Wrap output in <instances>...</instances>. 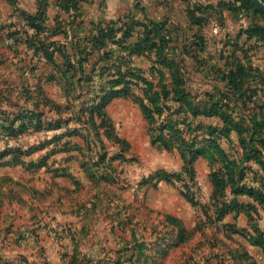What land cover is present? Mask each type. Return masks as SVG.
I'll use <instances>...</instances> for the list:
<instances>
[{
  "label": "trees",
  "instance_id": "trees-1",
  "mask_svg": "<svg viewBox=\"0 0 264 264\" xmlns=\"http://www.w3.org/2000/svg\"><path fill=\"white\" fill-rule=\"evenodd\" d=\"M89 1L95 0H58V5L67 15V19L59 13L51 21L47 15L49 1L39 0L38 11L35 14L23 12L21 15L24 24L11 31L8 36L15 45L25 42L34 55L46 60L53 70L46 80L57 82L61 89L64 86L65 100L74 96V99H71L73 102L81 98L84 92L93 95L91 102L83 101L79 116L74 118L83 126H90L98 134L103 129L106 136L116 142L127 144L126 141L114 135L112 120L107 112L108 106L116 98L129 97L134 88H138L143 94L139 104L145 116L153 123L160 120V126L156 128L157 133L153 134V144L169 150L180 149L185 161L182 173L170 175L159 171L157 175H162L167 182L174 184L176 180H181L182 174L194 176V163L198 158L208 159L213 167L210 173L213 186L212 205L216 217L213 223L219 222L217 228L223 234L233 230L236 235L231 236L232 242L239 245L238 249H234L227 242L213 243L218 253L219 263L223 261L226 264H258L239 238L261 248L264 255V228L257 226L260 213L264 211V174L261 173L264 172V102L257 104L251 115L245 111L254 103L257 86H263L264 92V78L259 80L258 85L248 82L249 80L255 83L257 81V67L253 65L250 56L253 46H248V43L256 40L262 42L264 47V10L258 8L252 0H235L230 5L233 13H239L244 9L251 21L246 28L235 35L226 36L224 49L221 50L219 57V60L224 61L226 68L222 71L221 77L224 86L218 89V92L210 94L208 105L203 110H198L199 107L190 101V94L185 87L182 58L198 49L205 50L204 40L201 38L199 41L184 45L182 49H175L181 57L175 61L171 59L174 57L170 54V50L173 49L172 37L163 23L151 22L143 25L119 19L106 24H96L87 34L72 37V52L67 53L65 42L55 37L65 33L67 26L77 21L82 15L81 4ZM253 15L260 17L263 23L252 21ZM196 20L200 23V19ZM138 26L143 28L137 30ZM96 51L103 52L97 65L88 70L89 57ZM151 52L156 59L158 58L159 64L170 71V80L156 63L155 67L153 65L150 67L148 74L135 64V57ZM59 55H62L61 59L58 58ZM167 58L174 62L169 63ZM197 60L201 63L200 60L203 59ZM110 70H113V73H110ZM3 92L0 86V96ZM63 94L64 92L61 98ZM20 96L26 104L32 103L35 111L23 106L16 117L10 115L0 118V137L16 138L32 128L36 131L61 128L60 120L45 121L43 119L46 115L44 108H49L56 113H61L62 108L60 102L51 99L46 93L41 79L34 85L24 88ZM171 96L172 100L181 104L183 112L189 111L192 117L184 119L186 129H180L178 122L169 118L170 113H179L171 111L172 108L168 107L167 102L171 100ZM3 99L10 100L11 96L6 95ZM65 108L75 107L69 104ZM166 111L168 114L165 116ZM1 114L7 115V112L0 109V116ZM200 116L218 117L223 125L221 128H215L198 122L193 127L192 123ZM72 120L74 119L67 121ZM201 130L206 131L203 138L199 135L200 133H197ZM233 131L239 135L241 155L230 154L220 143ZM78 133L79 129H73L68 134ZM62 137L64 135L57 136V139ZM72 149L73 145L69 141L62 147V151ZM37 150L39 149L33 147L8 146L0 152V158H12L5 163H26L21 158L32 155ZM100 158L104 160L105 155ZM253 163L260 168L255 169ZM27 165L33 169L48 166L46 158H42L39 163L27 162ZM58 171L60 174L62 172V176H71L69 173L63 174L66 172L65 169ZM248 172L252 174L250 183L247 181ZM184 195L193 204H198V201L189 194L184 193ZM242 196L249 197L253 201L243 202L239 199ZM230 212H234L235 218L244 213L248 218L249 227L237 229L233 224L223 223ZM166 219L178 228L180 237L189 236L190 233L177 217L166 215ZM237 236L238 239L235 238Z\"/></svg>",
  "mask_w": 264,
  "mask_h": 264
},
{
  "label": "rangeland",
  "instance_id": "rangeland-1",
  "mask_svg": "<svg viewBox=\"0 0 264 264\" xmlns=\"http://www.w3.org/2000/svg\"><path fill=\"white\" fill-rule=\"evenodd\" d=\"M239 14L240 12L233 13L236 31L246 28L251 21L245 14L246 21L241 24ZM211 17L215 22L222 24L220 13H214ZM259 18L254 16L252 21L263 23ZM218 41V37L211 36L207 39L206 50L200 54L203 59L200 60L201 63L192 60L191 57L182 58L185 87L190 94V101L199 107L198 110H203L208 105L210 94L218 92L217 90L224 86L221 77L222 71L226 68L224 61L219 60L221 50L217 46ZM249 45L253 46L250 56L253 65L257 67V81L248 82L258 85L259 80L264 78V47L262 42L256 40L248 43ZM2 46L0 47V84L4 92L0 96V109L6 111L7 115L1 114L0 118L10 115L16 117L21 107L24 106L29 110L34 108L32 103L24 102L18 90L20 87L26 88V82L28 84V81H34L35 77L28 78L27 72L24 71L28 69L29 73L31 70L29 67H32L21 61L26 59L23 57L26 52L14 56L15 52L6 49V45ZM179 56L171 59L176 61L181 58ZM167 59L171 64L174 62L170 58ZM134 61L146 74L149 73L152 65L155 67L154 65L157 64V67L164 70L169 80L171 79L170 71L159 64L153 52L139 55ZM109 72L113 73V70ZM257 87L254 103L245 109L246 113H250L249 115L257 104L264 102L263 86ZM46 89L51 98L61 103L62 109H60L61 113H56L44 108L46 115L43 119L60 120L61 128L40 131L32 128L11 139L2 136L0 152L8 146L37 148L39 150L32 155L23 156L21 160L26 163L29 161L39 163L42 158H46L48 166L41 169L53 173L65 169L66 172L63 174L69 173L71 176H61L77 181L78 191L75 196L78 198V214L79 216L84 214V220L79 219L77 223L84 230L94 233L91 237H87L93 242L88 246L89 256H86L90 260L87 264L91 261H94V264H226L223 261L219 263L213 243L227 242L234 249H238L239 245L232 242L231 236L236 235L233 230L223 234L217 228L219 222L213 223L216 218L210 180L213 167L208 159L201 157L194 163V176L182 174L181 180L171 184L162 175H157L159 171L170 175L182 173L185 161L180 149L169 150L153 144V134L157 133L156 128L160 126V120L153 123L145 116L139 104L143 94L138 88H134L129 97L114 99L107 109L112 120L114 135L127 144L107 137L103 129L98 134L90 126L85 127L76 121L74 117L79 116L83 101L91 102L93 95L84 92L81 98L72 102L74 96L65 100L64 86L61 90L59 84H46ZM62 92L64 94L61 98ZM6 95L11 96V99H3ZM167 103L168 107L172 108L171 111L179 112L170 113L169 118L176 120L180 129H186L184 119L192 118L189 111L183 112L181 104L172 100V96ZM69 104L75 108H65ZM167 114L166 111L165 116ZM68 119L74 120L67 121ZM198 122L215 128H221L223 125L218 117L200 116L192 123L193 127ZM73 129H79V133L69 135L68 133ZM197 133L203 138L206 131L201 130ZM63 135L62 139H57V136ZM206 136L209 137L208 134ZM68 141L73 145V149L62 151L63 145ZM220 143L230 154L241 155L239 135L236 131H233L228 138H223ZM102 155H105L104 160L100 158ZM11 159V157L0 158V164ZM253 166L255 169L260 168L254 163ZM248 176L247 181L250 183L252 174L248 172ZM79 181L82 183H78ZM184 193L193 197L198 204H193ZM171 214L178 218L188 232L190 231L188 237H180L178 228L167 221L166 215ZM253 253L258 254L256 250ZM78 263L82 264L84 261L80 259Z\"/></svg>",
  "mask_w": 264,
  "mask_h": 264
},
{
  "label": "crops",
  "instance_id": "crops-1",
  "mask_svg": "<svg viewBox=\"0 0 264 264\" xmlns=\"http://www.w3.org/2000/svg\"><path fill=\"white\" fill-rule=\"evenodd\" d=\"M48 1L47 15L51 21L59 13L67 19V15L58 5V0ZM234 2L235 0L83 2L82 15L74 24L67 26L65 33L57 35L55 39L65 42L67 53H70L72 37L87 34L96 24H106L122 19L129 23L143 25L151 22L163 23L172 37L173 49L170 50V54L173 57L178 56V50L184 45L199 41L201 38L204 40L206 50L207 39L211 36L219 38L217 46L222 50L226 36H233L238 32L233 20V11L230 9V5ZM38 8L39 0H0V47L6 45V49L15 52L14 56L20 55V52L22 54L23 51L26 52L23 56L26 59L21 61H25L32 67H29L31 68L29 73L28 69L24 71L27 72L28 78L35 77L34 81H28V84L26 82V86L34 85L41 79L49 95L46 84L58 85L57 82L46 80L53 71L51 66L40 56L34 55L25 42L15 45L8 36L11 31L24 24L21 15L23 12L35 14ZM217 12L222 17V24H220L222 31L214 35L212 33L214 20L211 16ZM196 19H200V23H197ZM142 28L143 26H138L137 30ZM205 50L198 49L183 57H191L192 60L201 59L200 54ZM102 52L96 51L89 57L88 70L97 65ZM3 58L5 59V56ZM58 58L61 59L62 55ZM0 86L3 89L1 84ZM22 90L24 89L20 87L18 92ZM49 97L51 98L50 95ZM84 185L85 183L82 186ZM77 191V181L62 177L59 171L53 173L41 168L33 169L27 163L0 164V264H80L78 263L80 259L84 261L82 264H87L90 260L89 257L87 258L88 246L93 244L87 237H91L94 233L84 230L77 223L79 219L84 220V214L80 216L78 214V198L75 196ZM239 199L243 202L253 201L246 196ZM223 223L233 224L237 229L249 227L248 218L244 213L235 218L234 212H230ZM257 226L264 228V211L260 213ZM239 241L245 245L258 264H264L261 248L251 245L242 238H239ZM254 250L257 251V255H254ZM89 264H94V261Z\"/></svg>",
  "mask_w": 264,
  "mask_h": 264
},
{
  "label": "built area",
  "instance_id": "built-area-1",
  "mask_svg": "<svg viewBox=\"0 0 264 264\" xmlns=\"http://www.w3.org/2000/svg\"><path fill=\"white\" fill-rule=\"evenodd\" d=\"M239 19H240V23L244 24V22L246 21V15H245V10L242 9L240 14H239ZM222 31L221 25L218 22H213L212 24V33L214 35H218L220 34Z\"/></svg>",
  "mask_w": 264,
  "mask_h": 264
},
{
  "label": "water",
  "instance_id": "water-1",
  "mask_svg": "<svg viewBox=\"0 0 264 264\" xmlns=\"http://www.w3.org/2000/svg\"><path fill=\"white\" fill-rule=\"evenodd\" d=\"M256 6L262 10H264V3L261 0H253Z\"/></svg>",
  "mask_w": 264,
  "mask_h": 264
}]
</instances>
